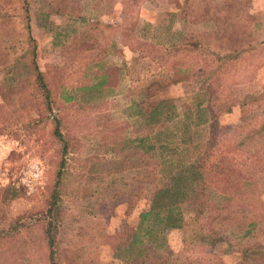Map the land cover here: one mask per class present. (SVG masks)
<instances>
[{
    "label": "rangeland",
    "instance_id": "rangeland-1",
    "mask_svg": "<svg viewBox=\"0 0 264 264\" xmlns=\"http://www.w3.org/2000/svg\"><path fill=\"white\" fill-rule=\"evenodd\" d=\"M34 43L72 143L57 264H131L141 212L210 138L228 192H191L158 251L172 264H264V0H0V230L28 214L12 247L24 259L0 264H49L32 211L47 205L61 144L34 106ZM153 143L166 147L154 156Z\"/></svg>",
    "mask_w": 264,
    "mask_h": 264
},
{
    "label": "trees",
    "instance_id": "trees-1",
    "mask_svg": "<svg viewBox=\"0 0 264 264\" xmlns=\"http://www.w3.org/2000/svg\"><path fill=\"white\" fill-rule=\"evenodd\" d=\"M32 29V25L29 23L28 26ZM35 39L32 37V40ZM36 43V42H35ZM34 43V44H35ZM38 45L35 44V49L33 52V68L34 74L36 75L35 84L38 89L39 98L38 104L34 103L38 110V114L45 116L43 112L50 113L53 123V135L61 144L60 146V158H59V169L55 173V183L54 188L49 196L47 205L40 207L32 211V216H37L38 222L43 226L42 237L40 238L43 247L48 249V260L49 264H57L54 253L56 246V236H55V225L54 220L57 219V211L59 209L58 200L65 194V171L64 166L67 163V157L71 152L72 143L69 137L64 131V118L60 114H54L55 109H58L56 98L54 97L51 85L47 79L46 73L41 69L38 63ZM155 92V90H154ZM72 97H67L70 100ZM169 101V100H168ZM171 102V100L169 101ZM174 110L175 105H171ZM163 104L158 102L153 105L151 104L150 116L152 119L154 117H159L162 112ZM41 118V117H40ZM36 119V118H35ZM162 119H157L155 123H158ZM211 129L213 130L214 124L217 122L214 116L210 118ZM39 120L33 121V125L38 124ZM214 132V130H213ZM159 136V132L155 137ZM150 138V135L146 137ZM166 145H156L153 143L149 148L151 155H156V148H164ZM213 142L212 138L207 142L204 155L199 160V163L190 165L191 167L178 169L172 176L171 183L158 188L152 198L151 204L147 209L141 212L140 220L136 226L130 231L128 242L124 246H129L128 248V259L131 264H172L170 258L173 252H169L166 256L158 251V249L165 245L166 242V232L171 229L182 228L185 225V216L181 204L183 201L190 196L191 192L196 193L200 186L201 193L204 194L207 185L210 183L217 185L221 188L222 192H228L224 190L223 186L227 182V177L225 176L226 168L222 163H215L212 166L209 164L210 155L212 153ZM146 172L152 173L153 170L145 169ZM196 180L195 185L192 183ZM241 183L235 182L234 187L237 192ZM205 206V205H204ZM28 215V214H27ZM27 215H18L12 217L10 224L7 229L0 230V246L9 244L6 249H2L0 256L5 257L0 259L10 260L11 262L16 259H24L23 257H18L19 254L13 245H15L14 240H18L16 236L21 234L26 227V222L22 221ZM30 224L27 229L30 228ZM26 229V230H27ZM152 244L153 248L149 249V245Z\"/></svg>",
    "mask_w": 264,
    "mask_h": 264
}]
</instances>
